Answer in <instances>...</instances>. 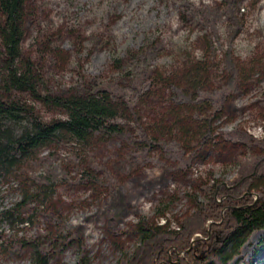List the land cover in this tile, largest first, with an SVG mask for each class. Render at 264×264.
I'll use <instances>...</instances> for the list:
<instances>
[{
    "label": "rangeland",
    "instance_id": "374dc122",
    "mask_svg": "<svg viewBox=\"0 0 264 264\" xmlns=\"http://www.w3.org/2000/svg\"><path fill=\"white\" fill-rule=\"evenodd\" d=\"M28 5L34 19L26 26L24 54L40 67L48 90L66 94L84 81L116 82L113 60L141 49L152 55L157 82L144 83L146 96L136 116L125 112L119 120L134 141L97 137L89 146H52L4 183L0 210L13 208L25 195L38 198L21 209L16 222L0 220V264H33L34 245L41 242L50 243V264H130L142 253L143 234L176 233L222 187L242 188L241 200L264 203V0H237L235 21L226 0H28ZM230 62L239 78L229 87ZM198 65L206 87L227 96L220 109L209 103L195 107L194 122L195 110L174 107L167 83L181 84ZM36 109L46 121L62 117L39 104ZM136 123L148 139L159 134L166 148L143 151ZM46 169L59 177L53 192L32 183ZM86 173L98 185L83 182ZM225 223L220 233L199 239L205 252L195 249L189 256L196 239L179 253L180 260L174 248L163 250L158 264H196L198 258L208 264L220 251L229 255V264H264V230L244 237L235 257L227 246L229 217Z\"/></svg>",
    "mask_w": 264,
    "mask_h": 264
},
{
    "label": "trees",
    "instance_id": "16d2710c",
    "mask_svg": "<svg viewBox=\"0 0 264 264\" xmlns=\"http://www.w3.org/2000/svg\"><path fill=\"white\" fill-rule=\"evenodd\" d=\"M226 2L233 13L230 19L235 21L232 8L234 9L237 0ZM32 19L34 15L28 0H0V209L4 183L17 175L23 165L34 160L41 150L72 144L89 146L97 137L134 141L135 136L119 120L125 112L136 116V109L142 105L146 96L147 88L144 83L155 85L157 82V75L155 76L150 64L152 55L141 49L136 53H129L126 60H113L112 66L119 74L116 82L104 84L101 81H84L78 85V90L66 94L48 90L42 70L24 54L26 26ZM200 62L204 63L203 60ZM229 65L232 67L230 87L237 81L239 74L233 62ZM201 70L198 65L197 69L189 71L181 84L167 83V88L172 90L171 101L174 107L186 104L195 110V107L201 108L209 103L216 110L223 106L227 95L208 89L207 79L201 74ZM36 104L57 110L62 117L46 121L39 115ZM195 113L196 110L193 111L194 117H191L194 122L198 120ZM136 124V132L144 136L143 151L166 148V143L160 141L159 134L148 139L142 125ZM207 134L211 136V131ZM206 140L208 138H204L203 143ZM143 154L142 152L141 155ZM83 182L98 185L97 178L89 173L84 175ZM32 183L36 188H50L52 191L59 183V177L55 171L46 169L44 175L36 176ZM216 194L210 204L200 208L193 220L183 224L176 233L169 234V238L160 235H154L157 237L154 238L143 234L142 253L138 258L135 255L130 264H158L163 256L161 252L170 248L176 250L172 253L178 257L179 253L181 255L190 250L192 241L196 239L198 244L189 256H195V249L200 253L205 252L207 249H200L199 245L209 236V231L220 233L228 217L232 224L230 226L228 223L225 228L231 232L227 246L230 253L237 257L246 244L244 237L264 230V203L250 204L252 199L247 202L246 196L241 200L245 192L237 187H222L219 194ZM37 198L25 195L13 208L0 210V220L16 222L14 220L20 219L21 209L26 210ZM227 207V216H224L225 221L219 228L216 223L222 221L221 212ZM237 207L241 209H236ZM60 242L63 244L62 240ZM49 244L41 242L34 245L33 264H50L52 253ZM228 256L220 251L213 255L214 260L208 264H229ZM166 259L168 257L164 260ZM177 259L180 260V257ZM198 261L199 258L195 263L202 264Z\"/></svg>",
    "mask_w": 264,
    "mask_h": 264
},
{
    "label": "bare ground",
    "instance_id": "6f19581e",
    "mask_svg": "<svg viewBox=\"0 0 264 264\" xmlns=\"http://www.w3.org/2000/svg\"><path fill=\"white\" fill-rule=\"evenodd\" d=\"M172 258V257H171Z\"/></svg>",
    "mask_w": 264,
    "mask_h": 264
}]
</instances>
